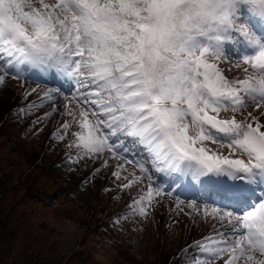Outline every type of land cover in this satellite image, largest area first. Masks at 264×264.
I'll use <instances>...</instances> for the list:
<instances>
[{"label":"snow or ice","instance_id":"snow-or-ice-1","mask_svg":"<svg viewBox=\"0 0 264 264\" xmlns=\"http://www.w3.org/2000/svg\"><path fill=\"white\" fill-rule=\"evenodd\" d=\"M32 71L41 102L19 111L67 118L66 163L107 154L93 179L115 160L120 191L148 182L113 223L192 188L216 223L187 264H264V0H0V86Z\"/></svg>","mask_w":264,"mask_h":264},{"label":"rangeland","instance_id":"rangeland-1","mask_svg":"<svg viewBox=\"0 0 264 264\" xmlns=\"http://www.w3.org/2000/svg\"><path fill=\"white\" fill-rule=\"evenodd\" d=\"M24 83L9 76L0 86V264H187L184 249L214 234L216 222L195 215L188 203L177 208L170 194L156 198L146 218L113 223L148 182L120 191L110 178L115 160L93 179L107 154L66 163L75 155L67 147L74 137L70 132L57 142L52 136L67 118L57 112L34 125L47 107L34 116L19 111L40 101L37 93L25 99ZM57 106L62 110L63 98ZM78 130L74 125L72 131Z\"/></svg>","mask_w":264,"mask_h":264},{"label":"bare ground","instance_id":"bare-ground-1","mask_svg":"<svg viewBox=\"0 0 264 264\" xmlns=\"http://www.w3.org/2000/svg\"><path fill=\"white\" fill-rule=\"evenodd\" d=\"M34 86V85H33ZM28 87H31L32 88V85L31 84H28V81H25V83H24V90H30ZM35 87H37V84H35ZM43 88V86H41V89ZM22 103H24L23 101H22ZM40 103V101H34V102H31V103H29V104H39ZM29 104H25V107H27ZM38 113H40V110L39 109H37V108H33L32 110H31V112H30V115H32V116H34V115H36V114H38ZM40 116L41 115H37V119H39L40 118ZM219 226V225H218ZM217 226V227H218Z\"/></svg>","mask_w":264,"mask_h":264},{"label":"trees","instance_id":"trees-1","mask_svg":"<svg viewBox=\"0 0 264 264\" xmlns=\"http://www.w3.org/2000/svg\"><path fill=\"white\" fill-rule=\"evenodd\" d=\"M3 117L5 118V114L3 115Z\"/></svg>","mask_w":264,"mask_h":264}]
</instances>
